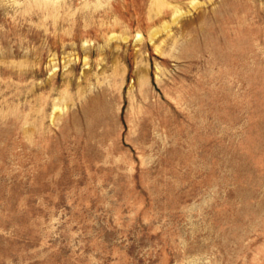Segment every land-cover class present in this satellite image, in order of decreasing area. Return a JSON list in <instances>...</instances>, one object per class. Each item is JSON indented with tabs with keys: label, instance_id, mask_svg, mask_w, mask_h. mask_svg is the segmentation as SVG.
<instances>
[{
	"label": "rangeland",
	"instance_id": "rangeland-1",
	"mask_svg": "<svg viewBox=\"0 0 264 264\" xmlns=\"http://www.w3.org/2000/svg\"><path fill=\"white\" fill-rule=\"evenodd\" d=\"M0 264H264V0H0Z\"/></svg>",
	"mask_w": 264,
	"mask_h": 264
}]
</instances>
